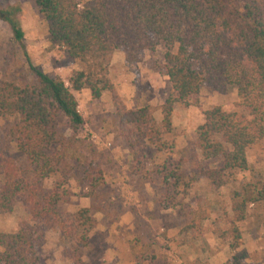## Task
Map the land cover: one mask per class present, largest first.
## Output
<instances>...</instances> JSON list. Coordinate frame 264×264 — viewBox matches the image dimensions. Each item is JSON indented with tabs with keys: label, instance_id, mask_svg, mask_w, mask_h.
<instances>
[{
	"label": "trees",
	"instance_id": "obj_1",
	"mask_svg": "<svg viewBox=\"0 0 264 264\" xmlns=\"http://www.w3.org/2000/svg\"><path fill=\"white\" fill-rule=\"evenodd\" d=\"M33 2L46 23L50 43L63 48L71 61L120 50L125 62L133 64L143 52L154 53L163 46V71L171 89L160 107V128L147 107L117 110L118 117L158 152L164 149L163 135L172 130L175 105L187 106L204 82L219 93L236 86L247 114L227 113L220 107L203 112L196 149L202 160L219 166L198 171L220 188L233 172L247 170L246 151L264 137V0H92L83 10L75 0ZM0 19L21 41L18 9L0 8ZM27 66L31 76L27 84L0 83V117L16 119L6 135L21 157L17 164L0 147V217L13 212L17 203L27 217L16 232L0 231V264H39L37 248L49 229L73 240L76 251L86 250L94 224L90 208L63 215L57 207L66 195L61 191L62 169L83 125L73 93L88 89L97 100L103 91L112 92V86L82 71L70 76L66 86L60 78ZM59 118L72 133L68 139L57 134ZM56 177L58 181L46 191L44 182ZM167 177L161 180L164 189L176 184ZM87 178L92 181L85 197L93 200L102 176L96 172ZM245 193L231 195L233 219L225 237L232 254L227 264H248L238 223L244 221L249 202L264 206V179L255 184L249 199ZM177 205L170 197L159 201L161 210Z\"/></svg>",
	"mask_w": 264,
	"mask_h": 264
},
{
	"label": "rangeland",
	"instance_id": "obj_2",
	"mask_svg": "<svg viewBox=\"0 0 264 264\" xmlns=\"http://www.w3.org/2000/svg\"><path fill=\"white\" fill-rule=\"evenodd\" d=\"M92 0H75L80 10ZM237 1V0H236ZM2 9H18L23 38L16 41L6 22L0 19V83L27 84L31 76L27 64L38 67L66 86L75 72L91 74L107 81L112 92L103 91L93 100L88 89L74 92L83 125L73 137L66 166L62 169L61 191L66 193L57 210L63 215L90 208L94 221L86 250L76 251L73 240L57 230H45L38 246L39 264H227L231 256L225 232L233 219L231 195L245 198L264 179V137L246 151L248 168L233 172L223 187H214L198 169L218 167L202 160L196 149V131L203 112L220 107L224 112L247 114L240 105L236 86L224 93L206 82L189 98L187 106L174 107L172 130L163 135L162 152L147 144L136 128L117 115V110L147 107L160 128V107L170 92L164 75L163 46L154 53L143 52L139 61L126 63L123 52L71 61L63 48L50 43L46 23L33 0H0ZM15 118L0 117V147L17 164L19 153L9 142L7 130ZM57 134L68 139L72 133L58 119ZM100 172L102 183L93 200L87 174ZM173 187L162 185L163 176ZM171 175V176H170ZM57 177L44 182L50 191ZM245 187V191H243ZM170 197L178 205L161 210L159 201ZM27 217L20 203L13 212L0 217V231L13 233ZM248 264H264V206L249 202L244 221L238 223Z\"/></svg>",
	"mask_w": 264,
	"mask_h": 264
}]
</instances>
